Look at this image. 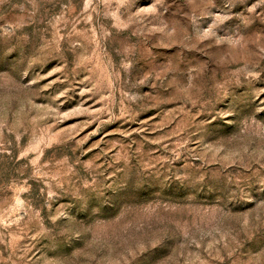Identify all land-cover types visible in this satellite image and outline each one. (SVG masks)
<instances>
[{
  "label": "rangeland",
  "instance_id": "1",
  "mask_svg": "<svg viewBox=\"0 0 264 264\" xmlns=\"http://www.w3.org/2000/svg\"><path fill=\"white\" fill-rule=\"evenodd\" d=\"M0 264H264V0H0Z\"/></svg>",
  "mask_w": 264,
  "mask_h": 264
}]
</instances>
